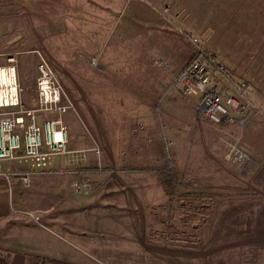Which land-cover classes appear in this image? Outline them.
I'll use <instances>...</instances> for the list:
<instances>
[{"label":"rangeland","instance_id":"374dc122","mask_svg":"<svg viewBox=\"0 0 264 264\" xmlns=\"http://www.w3.org/2000/svg\"><path fill=\"white\" fill-rule=\"evenodd\" d=\"M89 1L93 4L84 2L83 5L82 0H74L72 7L79 5V9L75 8L79 12L72 14L68 4L52 7L49 0H0V65L8 63V55L16 56L24 105L33 107L38 97L37 66L42 55L75 106V117L72 110L65 114L69 142L71 138L80 146V138L87 136L99 145L100 157L87 156L93 160L92 179L98 185L104 179L113 182L108 195L110 198L124 197L126 216L146 217L144 228L140 227L147 234L140 238L142 243L129 237L118 238V241L125 239L127 246L122 244L126 250L129 246H140L146 254L149 249L161 247L165 240L168 246L172 240L173 259L179 260L186 252L196 256L197 247L203 241L222 245L225 249L224 241L230 239L231 246L236 244L233 248H236L237 264H264L261 258L264 251V170L257 182L240 176L237 168L226 160L225 154L222 155L225 144L220 142L223 136L234 135L264 156V0H144L161 10L165 6L170 8L165 15L174 24L173 38L182 56H186V51L194 54L197 46L191 39L199 38L197 44L209 59L225 67L231 80L252 83L249 97L254 108L246 114L241 125L238 119L218 124L195 115L199 95L187 96L174 90L165 93V87H160L161 93L137 92L138 87L145 84L149 59L137 60L139 47L134 42L139 30L132 34V28H121L131 22L134 8L121 12L118 29L111 21L106 22V17L102 19L107 0ZM122 2L125 0H110L109 5L113 6L110 9L120 8ZM92 27H99L98 43L109 34L102 50V45L94 47L95 42L91 41ZM144 37L141 33L142 42ZM145 54L146 51L142 53ZM93 59L97 64L91 62ZM106 61L108 69L102 72L100 65ZM88 80L106 114L104 125L98 128L91 119V112L97 117L101 110L90 108L91 100H86L84 88ZM160 97H166L165 101L160 103ZM153 102L156 103L152 108ZM167 103L171 104L168 110L164 106ZM134 105L144 108L135 110ZM145 109L149 110L148 114ZM99 134L103 141L97 140ZM216 143L223 147L222 154ZM58 156L70 158L73 154L54 156L51 167ZM55 169L69 171L60 174L70 175L72 167ZM170 173L176 176L173 192L163 184L166 178L163 175ZM79 185L78 191L87 192L84 183ZM190 191L210 196L215 192V202L209 205V199L193 201L184 197ZM88 192L99 195V189L94 187ZM210 211L216 214L210 217L207 215ZM227 214L229 221L223 220ZM205 218L212 221L207 223L203 221ZM102 220L110 225L119 223L129 229L137 228V220ZM44 221L64 236L63 241L56 242L60 248L65 251L77 248L74 243L80 242L71 235L72 228L60 223L56 226L45 218ZM220 228L235 230L232 233L235 237L209 235L210 230ZM219 234L224 233L220 231ZM111 235V231H107L102 237L107 247L115 243ZM80 247L93 252L91 244L81 243Z\"/></svg>","mask_w":264,"mask_h":264},{"label":"crops","instance_id":"0c3cea01","mask_svg":"<svg viewBox=\"0 0 264 264\" xmlns=\"http://www.w3.org/2000/svg\"><path fill=\"white\" fill-rule=\"evenodd\" d=\"M37 1L39 2V0ZM82 1L83 5L87 2L93 4V2L89 0ZM109 2L110 0L106 1L104 12L101 13L102 19L106 17V22L111 21V25L118 29L121 27L119 23L121 12L130 7L134 8V16L131 22H126L121 28H132V34H134V30H139L137 41L134 42V44L136 43L139 47L137 60L144 62L146 57L149 59V63L146 67L147 77L145 84H141L136 91L139 93L155 94L157 92H162L160 87H165L167 88L165 93H170V91L173 90L178 92V90L170 87V82L189 63L196 50H194V54L186 51V56H182V52L179 50L180 48L173 38V22L163 13V9H159L155 4L144 0H125V3H121L120 8L110 9L113 6L112 4L109 5ZM73 3L74 0H49L48 2L52 7L58 5L64 6L67 4L69 7H72ZM76 7L79 9V5L72 7V14L79 12L75 10ZM72 19L74 18L72 17ZM102 22V27H104V20H102ZM92 25H94L93 22ZM135 25H137L136 28ZM72 26H75L73 21ZM142 26H144V28H142ZM98 29L99 27H92L91 31L93 36L91 41L95 42L94 47L99 44L100 46L102 45V47H100L102 50L103 44L109 34L102 37L101 41L98 43ZM141 33L145 36L144 42L141 40ZM120 36L123 38L121 32ZM145 51L146 54L143 56L142 53ZM111 53L116 54L115 52ZM10 56L14 55H8V57ZM135 58L136 57L133 59ZM107 69L108 65L106 61V64L100 65V70L104 72ZM210 72L212 75V82L217 90L234 95L244 101L245 98L234 86H232L231 82L225 79L219 80V74L215 67L212 66ZM231 81L237 82L234 79ZM86 83V88H84V90L86 93V100H91L90 108L101 110L97 117L95 113L92 114L91 112V119L98 128V125H104L103 118L106 114H104L103 107L99 105L96 99L95 89L92 90L94 86L90 84L89 80L86 81ZM165 99L166 97L164 99L161 98L160 103L164 102ZM37 100L38 97L33 101V107L36 106ZM155 103L156 102H153L152 108L155 107ZM164 106H166L167 110L171 108V104L168 105V103ZM252 107L254 108V105ZM142 108H144V106H133L135 110H140ZM86 109L89 113L88 108ZM74 111L75 110H72V116L75 117ZM148 113L149 110H146L145 114ZM65 114H67V112ZM65 114L63 115V120L66 126L67 120ZM38 117L39 122L42 123L46 119L56 118L57 114L42 113L39 114ZM98 117H100V120L97 119ZM236 119H238L239 124L244 123L240 121V118H234V120ZM228 122L232 123V121ZM226 136L238 140L234 135L228 134ZM97 140L103 141V136L99 134ZM80 141L79 146L76 142L73 143L70 138L69 146L73 151V157H55L52 163L53 168L50 166L49 170L35 174L33 183L29 189H26L27 187L24 188L18 177H11L10 182L0 177V264H237L236 248H233L236 244L231 246L230 239L224 241V243L227 244V246L224 245L226 250L222 248V245H213V243L203 241V244L200 246L201 248L199 246L197 247L198 253H196V256L189 255V252H186L180 256L179 260L178 258L175 260L173 259L174 247L172 246V240L168 242V246H166L167 243L165 240L164 244L162 243V245H160L161 247H156L153 250L149 249L146 254L141 251L140 246H136V248L129 246L127 247L128 250H126L122 244L124 243L126 245L125 239L118 241V238L129 237L132 241L142 243L140 238L147 234L140 230V227L143 226L144 228L146 217L137 216L134 218V216H126V202L124 197L115 196L110 198L108 195V189L113 182L104 179L103 182L100 181L98 185L96 180L92 179L93 168L91 164L93 160L88 159V157L94 158L96 155L100 157V152L98 153L96 150V147L99 148V145H97V141L92 137L87 138V136H85L84 138H80ZM241 143L243 147L256 156L258 163L253 166L251 170L247 171H243L241 165L238 163L231 162V165L237 168L236 172H238L240 176L245 175L247 180L257 182L264 170V156L261 152L247 145L245 142L243 143V141H241ZM94 144L95 146L93 147ZM216 147H218V151L222 154L224 151L223 147L218 143H216ZM224 154L225 152L222 155ZM5 163H8V165L2 164L5 169L23 168L26 166L24 162L16 161L10 164L9 162ZM59 166L72 167L69 173L70 175L56 173L59 169L55 168ZM83 183L87 190L85 193L77 190V185ZM91 187L99 189V195L96 196L92 192L89 193L88 190ZM198 193L202 194V196L197 199L190 198V200L209 199V205H213L215 202V192L211 193L212 196L204 192ZM130 203H133V201H130ZM215 214V212L210 211L207 215L213 217ZM227 215L228 216L223 220L229 221L228 217H230V215ZM96 217L100 219H94ZM44 218L47 221H51L53 224L55 223L56 226L60 223L72 228L71 235L75 236L80 242H72L77 248L72 247V250L67 248L66 251L60 248L56 242L63 241L64 236L60 235L49 226L47 222L44 221ZM102 218H108L109 220L113 219L114 222H119L121 218L130 219L131 221L137 220V228L131 227L129 229L119 223L110 225L108 222L103 221ZM203 221L209 223V221L212 220L211 218H205ZM144 230L147 232V229ZM107 231H111V237H114L115 243H113L112 247H107L102 243V237L106 235ZM220 231L224 234H219ZM165 232H167V230ZM233 232H235V230L220 228L218 230H210L209 235L213 237L221 236L230 238L235 237V235L232 234ZM161 242H163V240ZM81 243L91 244L93 246V252L80 247ZM115 245L116 248H113ZM184 245L185 244H183V247L187 246V244ZM202 250L204 252L201 253L200 251ZM261 258H264V251H262Z\"/></svg>","mask_w":264,"mask_h":264},{"label":"built area","instance_id":"2783aa9c","mask_svg":"<svg viewBox=\"0 0 264 264\" xmlns=\"http://www.w3.org/2000/svg\"><path fill=\"white\" fill-rule=\"evenodd\" d=\"M170 12L165 6L163 13ZM197 46L196 52L183 70L170 82V87L187 96L199 95L196 107L198 116L218 124H224L234 118L244 122L246 114L253 106L249 97L253 88L251 82L242 80L232 82L223 65L208 58L205 50L197 43L199 38L191 39ZM94 65L97 60L91 61ZM215 67L219 80H230L234 88L245 98L219 91L212 82L211 67ZM38 100L34 107L24 105L15 56L8 57V63L0 65V177L10 182L18 177L24 187H31L35 174L49 170L54 156L68 155L69 138L63 115L75 110L74 104L65 94L54 69L44 56H40L37 66ZM66 100V101H65ZM55 113L56 118L39 122L38 115ZM239 116V117H238ZM220 142L225 144V158L241 165L243 171L251 170L258 163L254 154L243 147L241 141L223 136ZM97 152L100 150L96 147ZM24 162L25 167L5 169L2 163ZM69 171L59 169L56 173ZM80 187V185H77Z\"/></svg>","mask_w":264,"mask_h":264},{"label":"trees","instance_id":"16d2710c","mask_svg":"<svg viewBox=\"0 0 264 264\" xmlns=\"http://www.w3.org/2000/svg\"><path fill=\"white\" fill-rule=\"evenodd\" d=\"M163 177H166L164 180H163V184L166 186V188L168 190H170V192H173L174 191V188H175V182H176V176L174 173H170L169 175L167 176H164ZM173 194V193H172ZM202 194L198 193V192H189L187 194L184 195V197H187L188 199L190 198H194V199H197L198 197H201Z\"/></svg>","mask_w":264,"mask_h":264}]
</instances>
